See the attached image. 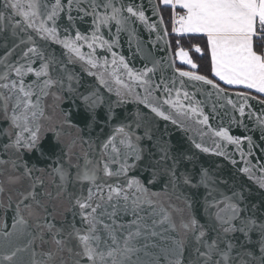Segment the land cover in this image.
Instances as JSON below:
<instances>
[{
  "label": "snow or ice",
  "instance_id": "1",
  "mask_svg": "<svg viewBox=\"0 0 264 264\" xmlns=\"http://www.w3.org/2000/svg\"><path fill=\"white\" fill-rule=\"evenodd\" d=\"M2 8L0 137L7 142L0 144V150L15 159L0 160V165L10 164L0 171V193L7 191L11 201L17 185L25 180L29 184L17 191L11 231L0 235V264H264V213L257 216L255 204L243 206V186L228 195L218 189V184L227 182L217 181L209 169L195 174L181 171L179 165L194 162L196 152L173 154L165 139L169 133L157 135L155 120L149 118L175 126L199 153L222 157L234 166L241 163L239 173L264 190V161L251 159L256 147H264V114L256 116L250 128L225 111L228 124L243 133L233 135L223 117L218 126L210 123L219 115L217 105L206 113L202 102L183 89L184 80L177 87L175 77L169 81L161 73L157 79L160 61L145 54L134 25L158 33L164 21L161 17L159 24L150 23L141 4L2 0ZM165 9L170 10L171 30L165 29L156 39L174 35L175 57L191 69L175 68V72L210 85L217 100H226L233 112L244 117L250 91L264 95V0H159L152 4L153 15ZM88 18L89 28L82 31L79 25ZM122 33L128 35L130 47L135 41L131 56H139L142 67L114 50ZM190 35L206 37L215 82L197 74L198 65L181 46L182 38ZM52 45L59 47L58 54L50 50ZM194 51L202 53L198 45ZM70 65H79L95 79L96 86L87 94L77 92L80 78ZM219 82L250 91L236 92L237 103L222 95L225 89ZM198 91L203 94L204 90ZM64 93L80 101L90 130L101 123L97 110L106 104L103 123L108 133L101 128L95 138L61 139L64 126H75L69 113H55ZM127 104L138 107L118 119L115 109ZM218 107L224 109L225 104ZM254 115L247 113L249 120ZM256 131L260 145L248 134ZM46 132L63 145L61 156L46 169L18 164L25 154L49 158L42 148ZM36 171L41 175L34 176ZM45 173L51 188L45 187ZM162 175L167 178L165 190L153 192L149 186ZM181 183L207 190L205 223L192 214L186 198L175 195ZM173 195L184 200L187 215L170 202ZM52 201L66 204L59 213V226L54 222L56 206L48 210ZM65 213L72 219H66Z\"/></svg>",
  "mask_w": 264,
  "mask_h": 264
},
{
  "label": "water",
  "instance_id": "2",
  "mask_svg": "<svg viewBox=\"0 0 264 264\" xmlns=\"http://www.w3.org/2000/svg\"><path fill=\"white\" fill-rule=\"evenodd\" d=\"M125 3H135L141 4L145 10L146 16L149 18L150 23H157L159 24L161 20L160 15H153L152 12V4H158L157 0H124ZM0 11H4L2 8V0H0ZM7 15V12L5 13ZM90 25V18L87 19L85 23L80 24V29L82 31H86ZM136 28L138 38L143 43L145 54L147 55L150 53L149 59L158 60L160 61L159 70L156 73V78L159 79L161 73L165 77L166 80L171 81L173 77L176 80V86L180 87V81L184 80L183 89L187 90L190 95L193 96V99L201 101L202 106L206 113L211 112L212 106L215 104L217 105V111L219 115L217 116L216 120H210V123L213 126H218L221 123V117H223V124L230 128V132L233 135H242V130L237 127L236 125H229L228 121L230 119L229 116H224V112L228 111L231 112L233 116H236L238 119H242L245 124H247L250 128L253 126V121L255 120L256 116L264 114V104L260 103L261 98L254 96L252 94L249 95L248 106L245 109V116L239 117L237 112H233L230 106L226 105V100L220 99L217 100L216 90L212 89L210 85H203L200 82L189 81L187 78H181L175 72V62L172 54V50L170 47L168 37L157 41V35H163V31L165 30L164 23L160 25V31L150 33L148 30L145 29L143 25L136 24L134 25ZM114 31V28L112 29ZM151 41V42H150ZM4 42L0 40V44ZM50 50H54L57 54L60 52L58 46L52 45L50 46ZM120 54L125 55L126 57H130V64L134 65L135 67L139 68L142 67L143 61L140 60L139 56H131L132 53H135V41L133 44L129 45L128 42V35L126 33H122L119 37V47L114 49ZM3 54V49L0 48V55ZM150 66V65H149ZM72 71L79 76L80 82L76 85V89L78 93L87 94L91 88L96 86L95 79L93 77L87 76L86 73L80 70L79 65L76 66H69ZM187 71V70H185ZM222 87V86H221ZM223 88V87H222ZM198 89H203V94H201ZM225 89V93L222 95H226L228 98H231L234 101L239 103V98L235 95L236 92L234 90ZM208 92H212L211 96H208ZM105 99H109V94L106 92H102ZM64 100L60 102L59 108L55 109V113L59 114L61 110L64 112L69 113V119L74 127L64 126L62 130L61 139L68 140L71 138H75L78 135L83 136L84 139H88L89 137L95 138L101 135V128L104 129V134H107L109 128L107 125L103 123L105 111H106V104L97 110L98 115L100 117L101 123L91 130L87 127V119L83 109V106L80 105V101L78 99H74L72 95L68 93H64ZM256 97V99H252V97ZM114 99V97H112ZM49 103H52L49 100ZM219 104H225L224 109H220L218 107ZM137 105L134 104H127L123 105L120 108L115 109V112L118 114V119L123 118L125 115H128L135 111ZM142 107V106H139ZM252 112L255 115L253 116L252 120H249L247 117V113ZM150 119L155 120L156 126L158 128L157 135L160 133L167 131L169 133L168 136L165 137L171 145V151L173 154L177 152H196V157L194 162H187L185 161L183 164L179 165L181 171L187 170L189 173L195 174L198 173L201 168H207L210 170V174L217 178V181L224 180L226 184H218L219 191L225 192L226 194L230 195L231 190H240L241 186H243V195L245 196V200L243 202V206H247L250 208L252 204L257 206L256 215L260 216L261 213H264V190L258 188V186L253 182L247 179L246 176L239 173L238 168L243 166L241 163L237 165H232L229 161L224 160L222 157L213 156L211 154H204L199 153L198 150L194 149L191 145V142L188 140L187 135L177 129L175 126H172L168 122L159 120L158 118L149 116ZM62 119V117H61ZM6 126V124L2 125ZM249 135H253V139L260 145L259 141V131L255 133H248ZM7 142L5 137H0V144ZM42 148L44 152L48 155V159H43L40 157L38 153H31L25 154L21 161H18V164H27L28 167L35 166L36 169H46L49 168L55 160L61 156L63 145L57 143L56 138L52 132L44 133V139L42 141ZM155 151V150H153ZM231 151V148L229 149ZM255 156L251 159L253 160H261L264 161V147L258 146L254 149ZM158 158V156H157ZM234 158L239 162V156L234 155ZM10 159H15L10 153L5 154L3 150H0V160L9 161ZM148 159L146 158L144 163H147ZM170 163V161H169ZM5 167L10 168V164L8 165H0V171H2ZM139 175V171L135 173ZM34 176H39L41 173L36 171L33 173ZM148 173L145 172L143 175V179L147 181ZM2 178V177H0ZM45 179V187L51 188V185L48 183L49 177L47 173L44 174ZM166 176L161 177V180L154 184L150 185L149 187L153 192H163L165 190V180ZM198 179V177H197ZM29 181L25 180L21 185L16 186V190L12 191L11 196L12 200L9 201V193L6 191L5 193H0V235L4 230L11 231L12 224H13V217L15 215V201L19 199L17 195V191H23L28 187ZM7 188V185H5ZM39 190V189H37ZM54 191V189H53ZM168 191L171 192V186H168ZM175 195H181L183 198H186L188 202L191 204V212L192 214L201 222L205 223L206 220V212L204 210V200L207 195V190L203 187H189L185 186L182 183L178 185V191ZM175 195L171 198V203L182 207L185 209V215H187L188 207L184 203V200H177ZM43 199V198H41ZM53 205L56 206V219L55 223L57 226L60 225L62 222L61 216L59 213L63 212L64 207L66 204L61 202L52 201L49 203L48 210L52 211ZM65 218L68 220L72 219L70 213L64 214ZM174 235V234H173ZM47 247V246H45ZM155 251V250H154ZM26 255V254H25Z\"/></svg>",
  "mask_w": 264,
  "mask_h": 264
},
{
  "label": "trees",
  "instance_id": "3",
  "mask_svg": "<svg viewBox=\"0 0 264 264\" xmlns=\"http://www.w3.org/2000/svg\"><path fill=\"white\" fill-rule=\"evenodd\" d=\"M161 16H162L163 21H164L165 29H167L170 32L171 29L169 26V20H168L166 10H164L161 13ZM168 39H169L170 47L172 50L175 66L177 68H181L182 70H187V71L191 70L188 65L180 64L176 60V57H175V49H176L175 39H176V37L174 35H170L168 37ZM196 45L201 47L202 53H197L194 51V46H196ZM181 46L184 47L185 50H187L189 52V56L191 57L193 62L198 65V68L195 69L197 74L205 75L208 78L213 79V77L211 76V70H210L211 69V62H210V57H209V54H208V51L206 48V44L201 42L198 38L183 37L181 40ZM257 51H260L259 47H257ZM214 82H215V80H214ZM223 88H225V87H223ZM226 89H228V88H226ZM229 90H231V89H229ZM250 94H252V93H250ZM252 95H254V94H252ZM254 96H256V95H254ZM257 97L261 98L259 96H257ZM261 99H263V98H261Z\"/></svg>",
  "mask_w": 264,
  "mask_h": 264
},
{
  "label": "crops",
  "instance_id": "4",
  "mask_svg": "<svg viewBox=\"0 0 264 264\" xmlns=\"http://www.w3.org/2000/svg\"><path fill=\"white\" fill-rule=\"evenodd\" d=\"M159 2V0H157V3ZM163 7V6H161ZM166 10V13H167V16H168V20H169V26H170V29H171V16H170V10L168 9H165ZM185 37H192V38H198L201 42L205 43L206 44V37H202V36H199V35H190V36H185ZM209 54V53H208ZM209 57H210V54H209ZM210 62H211V58H210ZM213 79L215 80V78L213 77ZM221 86L225 87V88H228V89H231V90H234V91H250V90H245V89H242L240 87H236V86H228V85H224L223 82H219ZM250 93L256 95V96H259L261 98L264 99V95H261V94H258V93H255L254 91H250Z\"/></svg>",
  "mask_w": 264,
  "mask_h": 264
},
{
  "label": "rangeland",
  "instance_id": "5",
  "mask_svg": "<svg viewBox=\"0 0 264 264\" xmlns=\"http://www.w3.org/2000/svg\"><path fill=\"white\" fill-rule=\"evenodd\" d=\"M176 60L181 64L180 60L176 58Z\"/></svg>",
  "mask_w": 264,
  "mask_h": 264
}]
</instances>
